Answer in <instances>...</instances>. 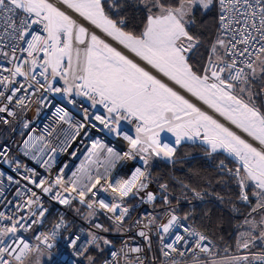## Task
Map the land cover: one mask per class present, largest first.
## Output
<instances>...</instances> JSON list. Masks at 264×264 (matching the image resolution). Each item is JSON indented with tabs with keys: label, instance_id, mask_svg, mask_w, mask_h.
I'll return each instance as SVG.
<instances>
[{
	"label": "snow or ice",
	"instance_id": "snow-or-ice-1",
	"mask_svg": "<svg viewBox=\"0 0 264 264\" xmlns=\"http://www.w3.org/2000/svg\"><path fill=\"white\" fill-rule=\"evenodd\" d=\"M55 96L80 111L73 122L54 109L71 140L106 130L127 148L92 138L85 159L95 171L81 163L69 176L47 139L55 127L15 149L0 140V264L57 256L70 225L60 216L37 232L51 213L45 197L88 210L87 239L61 237L80 258L73 264H264V0H0V126L34 132L24 113L35 105L39 115ZM185 148L236 188L231 240L207 208L212 195L224 202L211 181L153 178L154 161L175 167ZM128 162L130 178H114Z\"/></svg>",
	"mask_w": 264,
	"mask_h": 264
},
{
	"label": "built area",
	"instance_id": "built-area-1",
	"mask_svg": "<svg viewBox=\"0 0 264 264\" xmlns=\"http://www.w3.org/2000/svg\"><path fill=\"white\" fill-rule=\"evenodd\" d=\"M52 107L44 108L40 110L38 115L37 106L30 105L29 109L26 110L22 119H27L32 122V128H34V132H28L23 130L22 124L16 126L15 132H8L6 129L8 126H0V140L8 139L9 137L13 141V148L18 145L22 139H25L27 135L31 134L33 136H40L44 134L45 126L52 128L55 127L56 131L53 135L47 137L48 140L51 141L53 146L57 147V153L55 155L56 159V168L67 164L68 167L65 169L66 173L70 176L71 172L76 171L77 168L84 163L87 168L95 171V168L98 166L97 164H89L85 159L87 156L86 147L91 146L92 138L99 139L102 143H105L109 146L116 148L117 150H125L127 148L126 142L122 139L115 138L111 135H108L106 130L103 132H97L95 130H91V136L89 138H84L83 132L79 137H77L74 141L71 140V135L74 131L73 128H70L68 124L59 123L56 120V117L53 115L54 109L56 106L64 107L65 110L69 112V116L72 117L73 122H79L81 118V114L78 108H75L72 105H68L66 101H63L60 96H55L51 98ZM126 128H131L130 125H125ZM59 129H61L62 134L58 136ZM133 134H134V130ZM23 133V135H21ZM64 141H67L70 146L67 147L66 151H61L65 145ZM50 154V153H49ZM27 163L31 167H36L38 171L43 173V169L39 168L38 165L34 164L31 160H28ZM132 163L128 162L126 166L121 168L117 167L115 172L113 173L114 178H130V173H128V169L131 168ZM137 166H141L140 162H137ZM7 166H5V169ZM102 170V169H101ZM8 174H12L9 172ZM63 187V185H61ZM15 191V188H12V192ZM45 199V206L50 207L51 213L47 217L45 223L37 229V232L41 231H50L53 228V225L57 223L58 218L60 216H64L66 218V223L70 225L68 232L76 233L82 237V239H87V232L90 228L89 221L87 219V209L83 206L76 204V207L81 208V213H77L74 209L66 208L65 206L59 205L54 201H49L47 197ZM139 212H150L147 208H142ZM98 222H103L105 224L108 223L106 219L100 217ZM68 232H62L57 236V244L58 247L53 251L57 253V256L51 262V264H73L75 260L80 258L73 257L71 255V250L67 249L62 240V236L68 235ZM26 235L32 236V233H27ZM115 238V237H113ZM35 243V241H32ZM140 244H143L142 240L138 241ZM62 253V255H60ZM37 259L40 261V264H50L47 260V252L44 256H37Z\"/></svg>",
	"mask_w": 264,
	"mask_h": 264
},
{
	"label": "trees",
	"instance_id": "trees-1",
	"mask_svg": "<svg viewBox=\"0 0 264 264\" xmlns=\"http://www.w3.org/2000/svg\"><path fill=\"white\" fill-rule=\"evenodd\" d=\"M212 14L209 15L208 23L211 25L213 22L211 19ZM188 152L189 156L182 164H177L175 167L165 163L161 160L154 161L153 165V178L157 179L163 177L167 179L170 176H179L181 179L191 181L193 184H207L211 181V186L208 191L218 193L224 198V202L217 199L215 195L206 198L207 208L210 209V215L213 221L220 220L221 223L217 225L220 229V234L224 236L225 240H231V234L233 231V225L235 220L232 218V214L229 210L227 203L229 198H234L236 188L232 184H225L224 182H217L218 173L215 171V165L210 158L204 156V154L194 148H185L181 150V154ZM177 194L179 193V186L176 188ZM196 215L199 216L202 210L201 202H195ZM183 209L186 211L190 206L187 203H183ZM142 208H147L152 211L148 205L140 206L139 211ZM157 211H161L157 209Z\"/></svg>",
	"mask_w": 264,
	"mask_h": 264
},
{
	"label": "bare ground",
	"instance_id": "bare-ground-1",
	"mask_svg": "<svg viewBox=\"0 0 264 264\" xmlns=\"http://www.w3.org/2000/svg\"><path fill=\"white\" fill-rule=\"evenodd\" d=\"M61 134H62L61 129H59V134H58V136H60Z\"/></svg>",
	"mask_w": 264,
	"mask_h": 264
},
{
	"label": "rangeland",
	"instance_id": "rangeland-1",
	"mask_svg": "<svg viewBox=\"0 0 264 264\" xmlns=\"http://www.w3.org/2000/svg\"><path fill=\"white\" fill-rule=\"evenodd\" d=\"M166 134V133H165ZM165 134H162V135H165Z\"/></svg>",
	"mask_w": 264,
	"mask_h": 264
}]
</instances>
